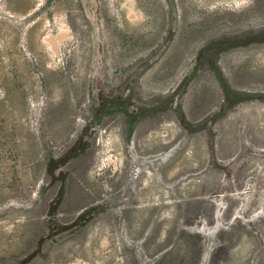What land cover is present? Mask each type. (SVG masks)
<instances>
[{"label": "rangeland", "instance_id": "rangeland-1", "mask_svg": "<svg viewBox=\"0 0 264 264\" xmlns=\"http://www.w3.org/2000/svg\"><path fill=\"white\" fill-rule=\"evenodd\" d=\"M0 264H264V0H0Z\"/></svg>", "mask_w": 264, "mask_h": 264}]
</instances>
